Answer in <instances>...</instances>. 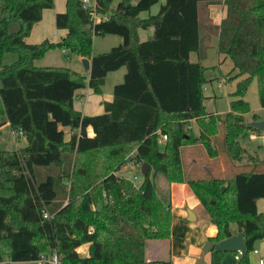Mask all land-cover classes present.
<instances>
[{"label":"trees","instance_id":"trees-1","mask_svg":"<svg viewBox=\"0 0 264 264\" xmlns=\"http://www.w3.org/2000/svg\"><path fill=\"white\" fill-rule=\"evenodd\" d=\"M158 1L117 0L112 6L114 0H93L84 7L82 0H65L54 19L65 36L28 43L54 0H0V127L6 120L26 141L17 150H0V263L49 264V255L56 254L59 264H171L144 255L148 240L170 233L171 210L159 197L158 174L168 184L191 186L217 227L213 243L233 235L230 224L237 225L247 250L238 264H248L254 243L264 239L256 208L264 198V161L249 155L250 167L227 179L188 178L180 155L182 146L200 144L214 157L220 141L228 158L241 160L239 138L259 131L244 121L249 105L243 97L255 79L264 107V0H165L156 14L139 17ZM221 1L223 17L212 28L217 51L231 59L234 78L244 76L223 114L204 105L198 14L200 2ZM12 22L20 25L15 33L8 32ZM147 26H153L152 38L138 41L137 28ZM106 34L122 42L92 54L93 37ZM54 49L89 58V75L34 64ZM6 51L17 53L14 63L1 64ZM192 52L197 61H190ZM122 66L124 79L102 114L84 115L73 107L76 90L87 85L99 93L106 74ZM62 127L77 132L65 141ZM161 132L167 136L162 148ZM130 156V162L149 165L138 184L117 174ZM84 244L88 252L80 255L77 248Z\"/></svg>","mask_w":264,"mask_h":264},{"label":"crops","instance_id":"crops-1","mask_svg":"<svg viewBox=\"0 0 264 264\" xmlns=\"http://www.w3.org/2000/svg\"><path fill=\"white\" fill-rule=\"evenodd\" d=\"M56 0H54L55 2ZM131 3H135L131 0ZM165 3V0H159L156 4L152 5L148 11L141 12L139 17L142 19L147 18L149 15L156 14L160 6ZM55 4V3H54ZM114 2L112 3V6ZM65 8V0L64 5ZM58 11H61V8H58ZM52 10V11H49ZM55 11V8L45 9L42 13V19L35 23L32 27L30 34L25 38L28 43H38L43 39H49L53 42L61 40L65 36V29H58L55 26V14L58 12ZM224 13L223 1L218 3H208L200 2L199 3V35L201 48L204 49L206 42L209 36H215L217 42V36L212 31V28L219 25ZM96 20H99V16H96ZM53 23L55 28H47L46 24ZM49 24V25H51ZM49 30L52 32H49ZM48 31V34H47ZM138 41H145L151 39L153 36V26H147L145 28L138 27L136 30ZM46 35H49L50 38ZM105 47H113L122 42V38L114 34H106L102 36ZM94 39V38H93ZM110 48H107L108 50ZM59 50V49H54ZM108 50H104L108 51ZM52 51V50H51ZM62 52H69L68 50H60ZM49 52V51H48ZM46 52V54L48 53ZM219 53V52H218ZM44 54V56L46 55ZM71 54V53H70ZM92 54H96L93 50L92 45ZM221 54V53H220ZM223 55V54H222ZM225 56V55H223ZM82 58L73 54L70 55V63L65 64V67L72 68L86 76L89 75V70L86 71L82 65ZM225 58H229L225 56ZM90 63V59L87 58ZM190 61H197L196 53L192 52L190 54ZM200 65L205 67L202 64V59L199 61ZM39 66H52L47 64H42ZM206 68V67H205ZM126 72V67L122 66L117 70L110 71L106 74L104 84L101 87L99 93L94 92L89 86H84L75 91L73 98V107L80 111L84 115H98L104 112V102H110L113 99V88L116 84H119L123 81L124 75ZM221 86L226 82L225 78H221ZM204 89L206 87H203ZM216 95V94H214ZM230 102V101H229ZM229 110V106H228ZM227 110V111H228ZM223 114V113H219ZM4 121V118H3ZM195 121H190V126L193 128ZM9 125L5 120L4 124L0 127V131L3 126ZM64 132V140L68 141L71 137L72 132H77V130H71L69 127H62ZM249 134L251 140H256L260 138L259 147L264 150V131H249L244 136L239 138V142L242 146L241 139ZM88 135H93V132L88 128ZM20 138L25 140L21 135ZM159 140V139H158ZM26 143V141H25ZM163 145V143H160ZM245 149V157L241 160H232L228 158L222 150L220 141L215 145L217 154L214 157H209L200 144L185 145L180 148V155L182 160V167L184 175L188 178H211V177H220L227 179L231 177L238 171L247 169L249 165V155L258 157L260 160L264 161V154L259 153L255 149ZM261 152V151H260ZM264 152V151H263ZM125 167L121 171H125ZM188 172L189 174H186ZM118 174V172H117ZM121 176H125L120 173ZM164 179V178H163ZM165 180V179H164ZM160 189L158 191L160 199L164 203H168L171 210V219H170V233L169 237L166 239H152L148 240L145 244L144 255L145 258L149 261L157 259H169L171 264H196L198 261L204 262L205 264L213 262L212 251L208 250L203 252V247L207 241H213L211 239L215 238L217 235V227L210 220L203 207L200 204V201L193 189L187 182H171L167 183L166 181H161L159 183ZM164 195V196H163ZM257 211L262 214L264 220V198H259L256 200ZM188 211L192 214L189 215ZM230 230L232 234H236L238 227L235 223L230 224ZM87 244H84L77 248V252L80 255L87 254ZM256 249L257 253H254L253 250ZM248 254V264H258V259H264V239L258 240L254 243V248ZM216 254L221 258L227 255H233L234 259L237 254L233 253H224L219 254L216 251ZM226 254V255H225ZM4 264V263H0ZM11 264H42L41 261H30V262H14Z\"/></svg>","mask_w":264,"mask_h":264},{"label":"rangeland","instance_id":"rangeland-1","mask_svg":"<svg viewBox=\"0 0 264 264\" xmlns=\"http://www.w3.org/2000/svg\"><path fill=\"white\" fill-rule=\"evenodd\" d=\"M132 1L136 2L137 0H132ZM54 3H55L54 4L55 11H58L59 10L58 8H61L60 9L61 11H58V12H63L65 10V8L63 7L64 0H56ZM116 3H117V0H114L113 5H115ZM49 11H52V10H49ZM0 15H1V11H0ZM49 24L51 23L46 24L47 28H50V27H52V29L55 28L53 23L51 25ZM19 28H20L19 23L12 22L8 26V32L15 33L19 30ZM49 32H52V30L51 31L49 30ZM47 34H48V31H47ZM46 36L50 38L49 35H46ZM93 38H94L93 39V50L96 54L101 53L104 50H108L107 48H110V47H105L106 45H104L102 36H94ZM203 54L204 55L202 58V64L206 67L205 77L207 79L203 85V87H206L204 89L205 108L207 111H211L215 113H225L228 110L229 101L235 98L234 96H232V93L236 89L237 81L242 79L244 76H239V77L234 78L236 71L234 72L232 71V61L230 58H225V56L218 53L217 42H216L215 36L208 37ZM70 55H71L70 52L65 53L60 50H52V51H49L42 58L36 59L34 61V64L36 66H39L42 64H47V65H52V66H66L67 64L70 63ZM16 60H17V53L14 51H6L1 56V64L3 65L12 64ZM223 77L225 78L226 82L222 85V87L217 88L216 87L217 82L220 81V79ZM243 98L244 100L248 102V105H249V112L244 114V121L246 123L253 122L254 121L253 114H256L257 116L256 121H259V120L264 121V107H262L259 103L257 83L255 79H253L248 85ZM196 128L197 126L195 124L192 128L194 133L196 132ZM161 134L163 133L161 132L159 134V138ZM260 141H261L260 138L256 140H251L249 138V134L241 139L242 146H244L245 148L250 149V150L255 149V150H258L259 153L264 154L263 152L264 150L261 147H259ZM158 143H159V140H158ZM24 145H25V140H22L20 138V135H17L16 133H14L11 130L9 125H5L2 127L0 131V150H17ZM159 145H160V148L163 147L162 144L159 143ZM243 157H245V154H243L242 158ZM128 159H129L128 161L130 162L131 156ZM123 166L118 171V174L120 175V173H122L123 175H125L123 177L129 178L132 175V173L129 170L121 171ZM136 173L138 174V178L140 182L142 179L141 171L136 170ZM186 174H189V173L186 172ZM161 181L163 182L165 180L163 179L162 175L158 174L155 180L156 188L158 191L160 189L159 183H161ZM139 182H136V184H138ZM210 251H212L213 262L212 263L207 262L206 264H237V261L234 259L233 255L225 254L226 256L221 261V258L216 254V251L214 250H210ZM48 258L49 260L52 259L51 254L49 255Z\"/></svg>","mask_w":264,"mask_h":264},{"label":"water","instance_id":"water-1","mask_svg":"<svg viewBox=\"0 0 264 264\" xmlns=\"http://www.w3.org/2000/svg\"><path fill=\"white\" fill-rule=\"evenodd\" d=\"M82 65L84 70H89V60L87 58H82ZM253 127L258 129L259 131H264V121H253L251 123ZM149 165L147 163L141 164V174L145 176L148 173ZM188 214L191 215L192 213L188 211ZM214 250L217 252H228V253H237L240 252L241 255H245L247 250L243 238V232L239 231L236 234H233L225 239L219 240L215 243H212L211 241H207L203 252H207L208 250ZM196 264H205L204 262L198 261Z\"/></svg>","mask_w":264,"mask_h":264},{"label":"built area","instance_id":"built-area-1","mask_svg":"<svg viewBox=\"0 0 264 264\" xmlns=\"http://www.w3.org/2000/svg\"><path fill=\"white\" fill-rule=\"evenodd\" d=\"M83 1V6L84 7H92L93 5V0H82ZM217 86H221V82L217 83ZM167 139L166 134H162L159 138V143H165ZM126 170H129L132 175L129 177L134 183L139 182V178H138V174L136 173V170H141V163H134V162H129L126 165H124ZM44 216H48L47 214H45ZM254 253H257V250L254 249L253 250ZM240 252H237L236 258H239L240 256ZM52 259L51 260H47L46 262H49L51 264H59L58 263V257L56 254H52ZM258 264H264V259L263 258H259L258 259Z\"/></svg>","mask_w":264,"mask_h":264}]
</instances>
